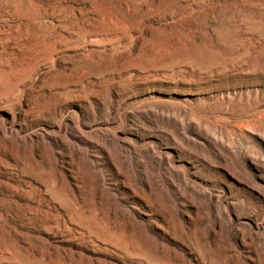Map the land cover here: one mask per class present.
Here are the masks:
<instances>
[{"label": "rangeland", "instance_id": "1", "mask_svg": "<svg viewBox=\"0 0 264 264\" xmlns=\"http://www.w3.org/2000/svg\"><path fill=\"white\" fill-rule=\"evenodd\" d=\"M65 40L78 49L63 54L55 52V43ZM95 40L115 41L100 46L88 43ZM87 50L98 53L86 54ZM7 71L16 78L36 74L38 78L32 87L25 81V86H30L34 93V102L37 94L44 95L48 112L64 109L63 125L69 128L72 127L69 117L78 112L79 106L90 115L87 102L65 93L73 89L100 92L105 104L112 92L118 91L125 99L119 111L125 119L123 131L130 136L143 129L157 132L158 127L172 125L175 140L157 132L156 137L136 146L142 157L150 156L146 160L148 169H167L171 178L182 171L177 169L174 141L188 140L184 146L189 153L207 157L211 165L217 162L194 135V132L211 135L216 127V137L228 138L239 150L236 164L229 168L239 173L243 164L252 174V178L247 177L249 182L264 191V183L254 168L261 161L254 159L252 163L249 151L264 150L252 135L264 134L261 128L264 120L256 121L262 124L250 127L244 136L236 128L238 123L255 120L264 110V0H0V73ZM26 93L28 98L29 90ZM91 101L101 106L98 100ZM254 110L258 113H249ZM10 116L8 111H0V119L8 120ZM5 128L14 135L11 132L15 128L9 125ZM98 128L88 130L87 137L98 140ZM104 133L116 134L111 138L115 147L134 149L122 140L120 131L108 127ZM221 150L229 160H234L223 147ZM9 151L0 138V264H244L240 260H226L230 253L222 251L224 234L218 233L212 246L205 245L198 217L191 223V232L183 236L174 222L173 233L167 234L168 243L155 230L151 232V220L127 199L129 194L133 201V183L125 184L124 178H119L118 183L113 163L108 161L102 162L103 170H108L104 173L107 189L118 204L127 207L136 222L112 218L107 202L103 204L94 191L85 189L80 179L76 183L70 179L78 204L86 206L77 216L79 228L71 226L74 230L70 233L60 230L57 234L40 235L18 216L19 211L6 196L9 186L17 183L15 174L4 169L10 159ZM112 151L116 161L118 152L116 148ZM168 153L171 165L166 159ZM180 154L189 176L194 172L205 175L207 167L203 162L186 152ZM47 161L52 163L51 154H47ZM133 170L137 167L133 166ZM206 176L214 180V187L193 188L191 184L183 187L203 198L218 197L223 213V207L232 203V199L220 181L233 179L223 169L218 171L214 167L207 169ZM60 183L62 189L68 188V180L62 178ZM252 205L253 199L248 197L246 209L250 210ZM245 222L248 223L240 222L241 228ZM257 224L260 229L264 226L261 220ZM250 227L257 229L253 223ZM81 228L85 230L84 239L78 234ZM227 234L231 235L230 229ZM161 246L175 249V253L160 250ZM240 252L246 250L241 247ZM262 261L254 264H264Z\"/></svg>", "mask_w": 264, "mask_h": 264}, {"label": "bare ground", "instance_id": "2", "mask_svg": "<svg viewBox=\"0 0 264 264\" xmlns=\"http://www.w3.org/2000/svg\"><path fill=\"white\" fill-rule=\"evenodd\" d=\"M114 41L103 42L95 40L88 41V43L100 46L104 43H106L105 45H111ZM55 44H57L55 52L60 54L78 49L77 45L68 40L60 43L57 41ZM96 53H98L97 50L86 51V54ZM49 61L51 62V59ZM10 72L0 73V111H8L11 114L8 120L0 119V138L10 150L8 154L10 159L4 165V169L15 174V182L17 183L9 186V195L6 196L10 202H13L16 211H19L18 216L24 219L30 228L32 227L40 235L43 232L57 234L60 230L63 233H70L74 230L71 226H77V223H79L77 216L82 214L81 211H85L86 206L78 204L75 191L70 188L74 186L70 179L75 180V183L80 179L85 189L94 191L96 197L103 204L107 202L109 214H112V218L122 222H136L127 207L118 204L115 196L107 189V179L104 173L108 172V170H103L102 162L108 161V163H113V167L116 170V172L113 170V174L117 178L116 181L118 183L121 181L119 178H124L125 184L128 185L130 182L134 184L130 183L132 185L133 201L129 199V194H127V199L131 204L138 206L139 209L144 211L143 215L151 220V232L155 230L167 243L169 241L168 238H170L167 234L169 232L173 233L174 222L181 228L180 231L183 236V233L188 234L191 232V223L194 221V217H198L201 222L199 231L206 246H212L213 243H216L214 240L218 233L226 236L225 240L223 238L225 246L222 251L230 253V255H226L228 262L240 260L244 264H254L259 260L264 261V226L260 229L257 224L259 220L264 222V191L249 182L247 177L249 179L252 178V174L243 164L240 165L239 173L229 168L231 164L233 165V163L237 162L239 150L233 143L228 141V138L225 139L222 135L216 137V127H214L215 131L211 135L201 132H194V135L200 140L201 147L212 152L217 162L211 165L206 159L207 157L197 154L194 156L189 153L184 146L188 140H183V142L174 141L173 149L177 153L179 162L177 169L182 171L175 172V178H171L167 169H162L163 172L158 169L159 167L152 170L148 169L146 160L150 156L142 157L136 151V146L139 143L143 145L145 140L150 137H156L157 132H162L168 139H174L171 131L172 125L158 127L157 132L143 129L141 133L136 132L130 136L129 133L123 131L125 119L119 111L125 99L122 98L118 91H113L111 99L105 104L100 92L91 90L75 92L73 89L65 93H72L76 99L87 102V110H89L90 115H88L85 108L79 106L78 112L69 117L72 122V127L69 128L68 125H63L65 121L64 109L61 108L58 111L55 109L53 113L48 112L44 104V95L40 96L37 91L35 93V95L37 94L35 96L36 103L34 102V93L29 87H32L34 80L38 78L36 74H29L24 78H16ZM27 80L30 86H25V81ZM28 90L30 94L26 98ZM58 94L62 95L63 93L58 92ZM91 99L98 100L103 110L98 112L100 107L94 104ZM23 104H25L26 108H24ZM17 105H20L19 108L14 110L13 108ZM249 113L257 114L258 111L254 110ZM263 117L264 110L255 120L238 123L236 128L244 136V133L248 132L247 130L250 127L262 124L258 122L264 120ZM5 125L15 128L13 132L10 131L14 135L6 132ZM95 126H100V128L96 129V132L100 135L98 140L91 136L87 137V131ZM108 127L115 131H120L123 135L122 140L134 149L131 151L129 150L130 148L121 149L115 147L111 138H114L116 134L109 135L104 133ZM180 128L182 130V124ZM261 128L264 129V124ZM21 133H27L28 135L21 136ZM226 135L228 136V134ZM252 135L264 147V134ZM132 136L136 137L139 142L135 141ZM222 147L234 160H229L224 155L221 150ZM113 148H116L118 152L116 161L112 156ZM249 151L252 155H250L252 163L254 159L261 161L260 165L254 164V168L259 180L264 183V150L250 149ZM181 152L193 155L194 159L203 162L207 167L205 175L194 172L189 176L183 164L185 159L183 161L182 157H180ZM47 154H51L52 163L47 161ZM166 159L171 165V155L169 153ZM160 163L158 164L160 165ZM133 166L137 167L136 171L133 170ZM213 167L218 171L223 169L233 179L232 182L226 183L219 180L227 187L232 199V203L223 207V213L219 209L218 197L214 200L203 198L201 197L202 195H197V192L192 193V191H187L183 187L187 184H191L193 188L201 189L205 185L214 187V180H209L208 176H206L207 169ZM26 168H30V173L24 171ZM66 172H71L73 175L68 176ZM218 174L220 173L218 172ZM62 178L63 180H68L67 189H62V185L60 186ZM76 186L79 187L80 185ZM134 197H137L139 202ZM248 197L253 199V205L250 210L246 209ZM72 210L74 211L71 212ZM75 210L79 212L76 213ZM99 213H101V210L98 211ZM97 218H99L98 215ZM242 220L248 221V223H243L241 228L240 222ZM250 223L256 224L257 229H252ZM139 225L142 226L143 224L139 222ZM244 227L248 228L245 229ZM228 229L231 231L230 236L226 235ZM80 230L82 232H78V234L82 238L85 236V230L84 228ZM152 237L158 238L155 235H152ZM96 241H100L99 238H96ZM197 243L199 245V242ZM240 246L246 252H240ZM162 249H166L165 251L169 253H175V249L172 250L169 247L161 246L160 250ZM197 250L201 252L199 247H197Z\"/></svg>", "mask_w": 264, "mask_h": 264}]
</instances>
